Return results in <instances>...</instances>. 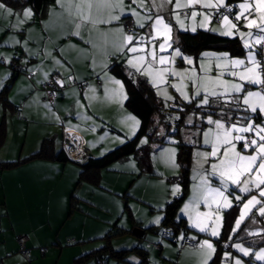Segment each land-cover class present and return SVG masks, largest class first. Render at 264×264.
<instances>
[{"label":"crops","instance_id":"0c3cea01","mask_svg":"<svg viewBox=\"0 0 264 264\" xmlns=\"http://www.w3.org/2000/svg\"><path fill=\"white\" fill-rule=\"evenodd\" d=\"M181 3H187V0H181ZM129 4L130 0H125V5ZM11 7L15 13H22L30 8L33 15L21 24L18 22L19 17L13 18L0 12V57L10 58L8 62H0V125L5 128V139L0 146V162L27 158L39 149L46 137L54 139L55 153L63 149L72 161L77 157L78 161H82L86 156H100L135 135L139 124L136 125L128 119L135 116L125 107V87L109 71L112 64L122 62L128 74L138 73L128 65L129 56L122 54L115 46L122 39L121 33L115 29L122 27L126 32L123 20L128 16L122 17L118 24L95 27L85 25L79 29V35H73L72 33L77 31V18L62 12L55 1L40 14L29 4ZM131 7L137 8L136 5ZM171 7L172 5L165 4L160 14L175 24L174 17L169 15ZM195 8L198 10L195 21L191 18L185 20L188 32H193V23L200 27L203 16L199 13H208L210 10H205L199 4L195 5ZM183 9L191 12L193 7L181 8L178 11ZM132 18L135 28L147 38V27L140 29L136 17ZM176 31L185 30L176 24L172 38ZM17 39L24 43L17 44ZM15 59L24 63L27 71L32 72L33 76L29 78L15 75L8 66ZM56 73L65 83L71 80L79 83L87 81L88 86L84 89L77 86L66 88L56 94L53 103H49L45 99L43 85ZM138 74L142 76L141 73ZM148 78L150 77L147 76ZM249 87L256 90L254 86ZM163 89V86L159 87V90ZM157 93L161 97L162 94ZM174 93L171 89L169 95L179 99ZM162 97L165 98L164 95ZM171 101H168L169 105H176ZM250 115L255 122H260L254 114ZM135 119L137 120L136 117ZM105 128H110L111 131ZM82 130H87L89 134ZM196 137L195 141L201 143L192 144L188 166L189 186L176 212V221L184 220L189 237L195 236L199 241L209 240L217 251L218 241L224 235L225 222H231L233 229L240 213L235 206L221 212L223 221L220 222L222 226L218 228V237L200 233L190 227L191 221L181 210L193 195V185L198 183L193 180L194 170L197 168L196 153L207 150L201 137ZM150 147L153 150V175L142 174L135 158L129 157L119 161V167L112 166L109 171L102 170L98 187L86 182L78 184L79 169L71 162L37 159L10 170H0V264H95L93 259H80L100 248L103 245L101 238L107 234L108 227L115 224L123 229L139 230L137 233L112 238L111 246L116 250L160 243L161 258L154 249L150 252L154 264H202L204 250H201L199 245L195 249L178 250L176 244L161 239L155 233L164 217L163 208L168 202L182 195V186L174 179L181 171L176 145L152 143ZM171 150L175 151V166L169 162L168 153ZM106 172L112 175L108 176ZM213 184L219 186L218 180L213 179ZM175 188L179 191H174ZM229 191H235L234 186L229 185ZM73 202L77 205L76 209L71 208ZM122 203L126 207H121V212L112 211L114 204L119 206ZM235 204L233 201V205ZM200 210L209 211L203 205ZM253 211L257 209L254 208ZM252 212L246 216L239 228L244 232L241 237L245 238V244H240L255 252L264 246V243L258 245L264 241V232L258 217L250 216ZM124 216L126 217L123 219ZM119 219H123L121 224H118ZM157 220L159 222H156ZM209 224L211 225V222ZM18 235L27 236L29 263H26L19 253L16 241ZM69 240L74 242L67 244ZM251 244L257 247L254 248ZM40 248H45L46 252L41 254ZM215 253L208 260V264ZM237 253L231 255L241 260L245 258L241 253ZM127 255L130 263L111 259L108 264L137 263L138 256L134 251ZM253 258L257 260L254 256ZM257 261L264 264V261ZM221 262L223 263L220 264H234L232 260Z\"/></svg>","mask_w":264,"mask_h":264},{"label":"snow or ice","instance_id":"6c2138e0","mask_svg":"<svg viewBox=\"0 0 264 264\" xmlns=\"http://www.w3.org/2000/svg\"><path fill=\"white\" fill-rule=\"evenodd\" d=\"M55 3L69 17L77 18V31L73 32V35H79V29L85 25H112L121 22L124 16L136 17L137 26L140 29L147 27L149 30L146 32L147 39L132 30L125 32L122 27L115 29L122 35V39L115 46L122 54L129 56L128 65L136 72L149 76L154 87L168 84L184 101L189 104L195 102L197 108L211 107L213 103L217 105L218 118H214L216 112L203 117V122L209 127L202 128L197 133L207 150L196 153L197 168L194 170L193 180L198 183L193 185V195L181 210L191 221L190 227L200 233L218 237V228L222 226L220 222L223 221L221 212L234 206L239 209L240 214L235 220L233 233L240 228L252 209L256 208L259 215L264 217V119L257 123L250 115L264 117V0H244L238 5H233L228 0H187V3H181V0H160L159 3L157 0H130L127 6L125 0H55ZM165 4L172 5L169 15L174 17L175 24L160 14ZM197 4L204 9H215V13H199L203 16L199 26L205 27L215 15L219 27L212 30L224 36L238 35L247 50L246 58H229L227 54L209 56L205 53L204 59L207 63L195 64L192 58L184 56L179 48L173 47L170 41L175 25L178 24L180 29L187 31L185 20L191 18L195 21L198 15L195 8ZM131 5H136L137 8H132ZM189 6L193 7L191 12L178 11ZM234 8L238 11H234ZM0 12L13 18L19 17L18 22L21 24L33 15L30 8L22 13H15L6 0H0ZM181 16L184 18L181 19ZM241 20L244 23H239ZM243 28H255L257 32L245 33L241 30ZM191 30L196 31L195 23ZM161 36L163 39L155 43ZM15 42L24 43L19 39ZM257 45L258 50L255 47ZM168 49H171L168 56L161 54ZM177 57L192 67L174 68ZM9 59L0 57V62H8ZM213 63L218 69L215 75H212ZM225 76L229 79H225ZM170 77L178 82H170ZM185 79L191 84V94L185 90L189 87V84L184 83ZM56 83L64 87L65 82L57 79ZM115 83L120 84L119 81ZM249 86H254L256 90ZM163 94L168 100L175 99L168 94L167 89ZM180 110L183 111L182 108ZM241 112L244 115L239 117L230 114ZM128 119L136 125L139 124L135 117L130 116ZM187 122L191 125L192 118L189 117ZM168 156L169 162L175 166V151L171 150ZM213 179L218 180L219 186L213 184ZM229 185L234 186L235 191H229ZM174 191L178 192L179 189L175 188ZM233 201L236 202L235 205ZM201 205L209 211H201ZM192 239L196 240L197 237ZM198 243L199 248L204 250L202 264H208L216 249L209 240ZM233 246L244 257L252 255L257 260L264 261V246L255 252L240 243H234ZM224 260L243 264L239 257L230 253H225Z\"/></svg>","mask_w":264,"mask_h":264},{"label":"trees","instance_id":"16d2710c","mask_svg":"<svg viewBox=\"0 0 264 264\" xmlns=\"http://www.w3.org/2000/svg\"><path fill=\"white\" fill-rule=\"evenodd\" d=\"M54 1L55 0H6L9 6L19 7L23 4H29L30 6H32L33 10L37 14H40V12L45 7L53 4ZM240 1L242 0H228V2L233 5H236ZM221 11H223V9H221ZM179 12L188 13L189 10L183 9ZM209 12L215 13V9H210ZM128 19H131L133 21V31H135L138 36H141L142 32L135 28V23L132 17L125 18L123 20V26H125V22ZM212 19L216 22L215 15H213ZM172 43L173 47L179 48L183 55L190 56L195 61V64H197L199 54L204 51L224 52L231 58L245 57L247 52V50L243 47V44L239 37L221 36L211 32L210 30L199 29L196 32L176 31L175 33H173ZM256 49L258 50L259 46H257ZM16 65L21 66V69L19 71L16 70ZM8 66L15 75H23L29 78L33 76L32 72L27 71L24 63L19 62L16 59L9 63ZM109 71L115 78H117L123 83L126 90L125 107L139 121L138 130L133 137L128 138L121 144L115 146L114 148L103 152L100 156H86L82 161H72V159L63 149L58 150L55 153L54 139L51 137H46L42 140L39 149L29 155L27 158L12 162H0V170H10L12 168L22 166L28 161L37 159L55 160L56 162L61 163L71 162L77 165L79 169V177L77 181L78 184L86 182L87 184H91L98 187L99 175L102 170H110L112 164L127 159L129 157L135 158L139 167V171L142 174L153 175L151 169V155L153 151L152 147H150L149 144L140 145L139 141L143 138H147L149 143H160L162 145H167L170 143L167 142L168 136H172L175 138V142L172 141V145H176L178 149L177 161L181 169L179 175L174 177V179L179 178L178 182H180L182 186V195L178 198H175L171 202H168L165 205V207L163 208V220L161 222L160 228L156 230L155 233L161 239H165L176 244L178 250H184L186 248L195 249L199 245V240H194L186 234V224L184 223V220H181L179 222L176 221V212L180 204L183 202L189 186L188 166L191 156L192 144H194L191 141H195L197 139V133L202 128L204 129L206 126V123H204L203 120H199L200 117H198V114L199 116H207L210 113L216 112L214 118H217L219 116L217 112V105L213 103L211 107H207L204 109L197 108L193 104L184 103L176 104L179 105V107H177L176 105L171 106L169 105V103H163L161 98H159V96L156 94L155 89L143 76L134 73L135 75H133L132 77V75L128 74L122 62H116L112 64L109 67ZM53 75L55 74H52L51 76ZM77 83L81 85L85 83L86 86H88L87 81ZM66 84L67 83H65L64 85ZM57 85L59 88L61 87L59 84ZM81 85L77 87L81 89L86 88V86L83 88ZM64 90L65 89H58L57 93ZM6 104L7 102L5 103V105ZM230 107L231 106H229V108ZM181 108L183 109V111L180 110ZM226 111H228V109H226ZM192 113L194 114L189 115ZM230 114L236 117L244 115V113L242 112ZM177 117H179V119H177ZM189 117H191L193 121L191 125H189L187 122ZM254 117L257 118V121L261 122L260 117H258L256 114H254ZM4 139L5 128L4 126L0 125V146L3 144ZM76 207V203L73 202L71 204V208L76 209ZM256 212L257 211H253L250 216L252 217L255 215L258 217L261 223L260 225L262 226L261 229H263L264 232V217H261L258 212ZM168 227L173 228L174 232H172V234H168L167 236H163V232ZM154 229L155 228H153V230ZM241 229L233 233L231 228V222H225L224 235L218 241L219 247L210 264L223 263L221 261H224L222 258L224 252L230 254L235 253L236 255L238 254L233 248V245L234 243H244L245 238L241 237L244 232ZM137 232H139V230L137 229L132 228L129 230L123 229L117 226L116 224L113 225V228H111L107 232V234L101 238L103 241V245L100 248L95 249L90 253L84 255L83 259H80V261H85L86 259H93L95 264H97L99 260H103L105 261V264H108L111 259L117 260L119 262H129V260L127 259V254L134 251L138 256V261L136 264H154V262L150 258V252L154 249L153 251H155L156 254L159 255L161 258L162 247L160 243H149L147 247L139 246L129 250H116L112 248V238H119L121 236ZM230 235L231 239H227L230 238ZM183 237H188L192 239L195 242V245L193 247L180 248L179 243ZM66 243L70 244L68 243V241ZM263 243L264 241L258 243V245H261ZM226 245L228 246L226 247ZM251 246L254 248L257 247V245L254 244H251ZM243 259L247 262V264H261L259 261L255 260L252 255H249L248 257H245ZM24 261L26 263L30 262H27L25 259ZM173 264L176 263L174 262Z\"/></svg>","mask_w":264,"mask_h":264},{"label":"rangeland","instance_id":"374dc122","mask_svg":"<svg viewBox=\"0 0 264 264\" xmlns=\"http://www.w3.org/2000/svg\"><path fill=\"white\" fill-rule=\"evenodd\" d=\"M242 2H244V0H242V1H240V2H238L236 5H238L239 3H242ZM205 10H208V9H205ZM234 11H238V9H236V8H234ZM209 12V11H208ZM187 20V19H186ZM257 22L259 23V20H257ZM239 23H244V21L243 20H241ZM211 27H214V28H216V27H219V25L217 24V21L215 22L212 18H211V21L210 22H208V24L207 25H205V27L204 28H202L201 29V27H196V31L197 30H210L211 32H213V33H216V34H218V35H220V33H218V31H213L212 29L213 28H211ZM242 31H244L245 33H247V32H249V31H252V32H257V29H255V28H252V29H248V28H243V29H241ZM196 31H194V32H196ZM144 36H145V34H144ZM221 36H224V35H221ZM226 37H239V36H237V35H234V36H226ZM240 38V37H239ZM147 39V38H146ZM163 39V36H161V37H158L157 38V40L155 41V43H159L161 40ZM171 42V41H170ZM241 42H242V40H241ZM172 43V42H171ZM173 44V43H172ZM242 44H243V42H242ZM258 46V45H257ZM257 46H255V47H257ZM171 52V49H168V50H166L165 52H163V53H161L162 55H165V56H168L169 55V53ZM205 53H207V54H209V56H220V55H223V54H226V53H224V52H215V51H204V52H201L200 54H199V56H198V59H197V64H201V63H207V61H205V59H204V56H205ZM184 56H186V55H184ZM187 57H190V56H187ZM191 58V57H190ZM230 58V57H229ZM237 58V57H236ZM245 58H246V56H245ZM238 59H244V58H238ZM194 61V60H193ZM194 63H195V61H194ZM173 67L174 68H176V69H188V68H190V67H192V66H190V65H188L187 63H185V62H183L179 57H177L176 58V61H175V64L173 65ZM212 68H213V71H212V75H215L216 74V72L218 71V69H216L215 68V66H214V63H213V65H212ZM138 73H140V72H138ZM138 73H136V74H138ZM129 74L130 75H132V77H133V75H135L133 72H129ZM140 75V74H139ZM142 76H143V74H142ZM145 76V77H144ZM143 77L145 78V79H147V75H144ZM148 79H150V78H148ZM147 79V80H148ZM225 79H229V77H227V76H225ZM169 80H170V82H173V83H175V82H178L175 78H169ZM148 82L153 86V84L151 83V80H148ZM184 83H186V84H189V87L187 88V89H185L186 91H188L189 92V94H191V91H192V88H191V84L189 83V81L187 80V79H185V81H184ZM161 86H163V88H165V89H167V91H168V94H170L171 93V89L172 88H170L169 86H168V84H163V85H161ZM165 89H163L162 91L161 90H159V88H157V89H155V92H156V94L158 95V93L157 92H160L162 95H161V97H159V98H161V100L163 101V103H165V104H167L168 103V99H166V98H164V97H162L164 94V90ZM175 93V95L179 98V99H177L175 96H174V98L175 99H173L171 102H173V103H176V104H189V103H187L186 101H184L181 97H180V95H179V93L178 92H176L174 89H172ZM159 96V95H158ZM193 105H195V102H193L192 103ZM194 113H192V114H189V115H193ZM206 115H202V116H199V114H198V117H200L199 118V120H203L202 118L203 117H205ZM207 127H209L208 125H206L205 126V128H207ZM93 127H91V129H92ZM204 128V129H205ZM106 129V128H105ZM107 131H111V129L109 128V129H106ZM83 132H86V133H88L87 132V130H82ZM97 132V131H96ZM95 132V133H96ZM89 134V133H88ZM112 134V133H111ZM90 135H92L91 133H90ZM113 136H117V135H114V134H112ZM134 136V135H133ZM132 136V137H133ZM167 142H170L169 144L171 145L172 144V141H174L175 142V138L174 137H172V136H168V138H167ZM140 143V145L141 144H144V145H150V144H152V143H149V141H148V139L147 138H143V139H141L140 141H139ZM117 146V145H116ZM115 147V146H114ZM113 147V148H114ZM58 150V149H57ZM110 150V149H109ZM77 156V155H76ZM112 166L113 167H119L120 166V163L119 162H115L114 164H112ZM111 166V167H112ZM106 171H109V170H106ZM107 173V175L108 176H110V175H112V173H110V172H106ZM122 207V209H124L125 207H126V205L124 204V203H122L121 205H115L114 204V207L113 208H111L112 209V211H115V210H117V212H119L120 211V208ZM121 212V211H120ZM125 212H127V210L125 209ZM126 216H124L123 217V219L125 218ZM123 219L122 220H120L119 219V223L118 224H121L122 223V221H123ZM111 228H113V225H112V227L110 226V227H108V231L111 229ZM123 242V241H122ZM122 242H120V243H122ZM116 245V244H115ZM247 248V247H246ZM249 248V247H248ZM241 259V258H240ZM242 261L245 263V264H247V262L246 261H244L243 259H242Z\"/></svg>","mask_w":264,"mask_h":264},{"label":"built area","instance_id":"2783aa9c","mask_svg":"<svg viewBox=\"0 0 264 264\" xmlns=\"http://www.w3.org/2000/svg\"><path fill=\"white\" fill-rule=\"evenodd\" d=\"M128 26H131V28H129ZM125 30L128 32L130 30L133 31V21L131 19H128L126 22H125ZM16 70H20L21 69V66H18L16 65ZM58 79V75L55 74L53 76H51L48 81L45 83L43 89H44V93H45V98L46 100L49 102V103H53V101L55 100V96L57 94V91L58 89H66V88H70L72 86H79L81 84H78L76 81L74 80H71L70 82H68L66 85H64V87H58L57 83H56V80ZM99 83V81L97 82ZM83 88L86 86L85 83H83L81 85ZM67 138H68V135H66ZM78 158V157H77ZM75 158V159H77ZM177 181L179 180V178L176 179ZM173 231V228L171 227H168L164 232H163V236H167L168 234H172ZM26 241H27V236L25 235H19L17 237V244L19 246V251H20V254L21 256L27 261L29 262L30 261V253L29 251L26 249ZM73 242L72 240H69L68 243H71ZM195 245V242L188 238V237H183L179 243V246L180 248H186V247H193ZM39 252L41 254L45 253L46 252V249L45 248H40L39 249ZM97 264H105V261L103 260H99L97 262Z\"/></svg>","mask_w":264,"mask_h":264},{"label":"clouds","instance_id":"9594fccd","mask_svg":"<svg viewBox=\"0 0 264 264\" xmlns=\"http://www.w3.org/2000/svg\"><path fill=\"white\" fill-rule=\"evenodd\" d=\"M79 160V158H77L75 161H78Z\"/></svg>","mask_w":264,"mask_h":264},{"label":"water","instance_id":"95a60500","mask_svg":"<svg viewBox=\"0 0 264 264\" xmlns=\"http://www.w3.org/2000/svg\"><path fill=\"white\" fill-rule=\"evenodd\" d=\"M142 232V231H141ZM140 232V235H142V233Z\"/></svg>","mask_w":264,"mask_h":264}]
</instances>
